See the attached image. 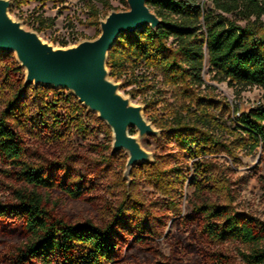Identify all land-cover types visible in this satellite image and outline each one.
<instances>
[{
	"label": "trees",
	"instance_id": "trees-1",
	"mask_svg": "<svg viewBox=\"0 0 264 264\" xmlns=\"http://www.w3.org/2000/svg\"><path fill=\"white\" fill-rule=\"evenodd\" d=\"M30 1L45 0H12L11 12L17 3ZM85 1L90 23L100 26L99 21L112 10L110 2ZM210 2L213 8H206L198 0L149 1L161 25L156 31L147 27L135 34H123L107 61L110 77L115 82L122 81L124 87L136 83L128 79L129 69L142 66L160 73L163 82L180 96L183 102L171 115L157 125L151 122L161 130V138L195 160L192 185L199 192L210 181L220 182L209 161L220 148L230 157L233 145L248 152L259 148L264 152V104L246 112L239 113L238 108L233 111V128L229 132L233 140L228 142L216 136L215 129L223 125L211 112L210 98L199 92L205 86L202 74L206 57L213 78L226 82L238 94L253 87L264 90V0ZM47 21L36 20L34 30L41 34L50 27ZM57 43L63 47L69 44ZM0 68L4 74L0 93L8 94L0 97L4 107L0 112V164L6 176L23 185L14 190V197L7 203L0 201V264H117L123 248L130 245L128 238L135 239L134 246L151 244V230L139 223L132 227L122 209L105 226L90 221L71 223L49 212L45 196L51 191L79 200L86 190L71 182L63 166L53 172L28 163L22 133L40 132L45 140L57 142L64 137L61 128L84 137L89 133L88 122H103L72 94L64 98L51 88L26 87L18 79L24 70L14 54L0 53ZM60 108L64 109L62 114ZM145 166L154 185L167 187L166 174L171 170L163 171L155 162ZM174 172L181 179L183 173ZM220 187L224 188V184ZM192 210L211 242H239L248 250L243 254L248 264H264L263 222L207 201L194 203Z\"/></svg>",
	"mask_w": 264,
	"mask_h": 264
},
{
	"label": "rangeland",
	"instance_id": "rangeland-1",
	"mask_svg": "<svg viewBox=\"0 0 264 264\" xmlns=\"http://www.w3.org/2000/svg\"><path fill=\"white\" fill-rule=\"evenodd\" d=\"M108 1L111 11L128 10L126 0ZM198 1L206 8H213L210 0ZM97 6L102 8L100 3ZM11 15L31 30L35 29L36 20H48L46 23L50 27L40 35L57 47L60 46L57 42L61 41H67L68 46H72L84 40H94L100 33V26L90 23L85 0L17 3ZM25 74L24 70L18 79L25 81ZM202 75L205 86L199 92L210 98L211 112L223 125L215 129V134L219 139L231 142L233 137L229 132L233 128V111L238 108L239 113L246 112L259 103L264 104V90L253 87L238 94L226 82L213 78L207 57ZM127 76L136 83L124 87L119 81L121 93L135 104L142 105L145 117L150 122L155 121L156 125L183 102L175 89L163 82L158 72L135 66L129 69ZM3 79V69L0 68V83ZM70 94L67 90H57V95L64 98ZM0 95L5 98L8 94ZM52 98L51 93L49 101ZM31 100L29 96L27 101ZM3 108L0 99V112ZM63 111L59 109V113ZM88 127L89 133L84 137L61 128L64 137L57 142L45 140L40 132L22 133L24 159L28 163L50 168L53 172L63 166L71 182L86 190L79 200L51 191L45 198L46 207L52 215L71 223L90 221L105 226L122 209L124 219L132 227L138 223L145 224L152 232L149 234L151 244L134 246L135 239L128 238L130 245L123 248L122 258L117 264H248L243 257L248 253L245 245L239 242H211L203 234L198 216L192 209L194 203L207 201L228 206L264 223V152L261 148L248 152L233 145L232 157L220 148L219 153L209 158L216 180L220 182L211 184L210 181L199 192L192 185L196 176L195 160L165 138H141L140 144L152 154L153 163H158L163 171L171 170L166 174L167 187L164 188L152 183L144 163L136 165L129 177H125L129 154L125 150L112 153V130L104 122L102 125L93 120L88 122ZM133 130V135H137ZM4 169L0 164V201L7 203L14 197V190L23 185L14 177L6 176ZM174 170L183 173L181 179L176 178ZM221 183L224 188L220 187Z\"/></svg>",
	"mask_w": 264,
	"mask_h": 264
},
{
	"label": "water",
	"instance_id": "water-1",
	"mask_svg": "<svg viewBox=\"0 0 264 264\" xmlns=\"http://www.w3.org/2000/svg\"><path fill=\"white\" fill-rule=\"evenodd\" d=\"M149 1L126 0L128 10L111 11L99 21L100 35L96 39L57 47L13 18L12 0H0V53L15 55L26 72V87L67 90L96 114L112 130V153L125 150L129 154L125 177H129L136 165L153 163L152 154L139 140L160 137L161 130L145 117L142 105L121 93V85L110 77L107 61L123 34H135L147 27L156 31L161 25ZM133 129L137 135L131 134Z\"/></svg>",
	"mask_w": 264,
	"mask_h": 264
},
{
	"label": "built area",
	"instance_id": "built-area-1",
	"mask_svg": "<svg viewBox=\"0 0 264 264\" xmlns=\"http://www.w3.org/2000/svg\"><path fill=\"white\" fill-rule=\"evenodd\" d=\"M259 105H261V104L259 103L258 105H256V106H253V107H257V106H259Z\"/></svg>",
	"mask_w": 264,
	"mask_h": 264
}]
</instances>
